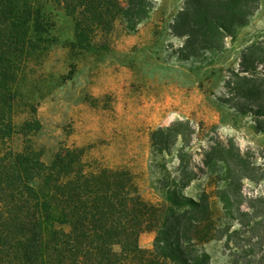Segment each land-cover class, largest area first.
Returning <instances> with one entry per match:
<instances>
[{
    "label": "rangeland",
    "instance_id": "rangeland-1",
    "mask_svg": "<svg viewBox=\"0 0 264 264\" xmlns=\"http://www.w3.org/2000/svg\"><path fill=\"white\" fill-rule=\"evenodd\" d=\"M197 1L147 0L144 14L118 21L89 49L52 6L54 42L34 75L35 146L46 162L69 146L94 166L126 168L154 203L209 197L232 223L204 245L210 264H264V0L230 34L210 28L188 44L180 16L190 9L197 24ZM254 85L263 92L243 97ZM155 235L144 231L140 245L152 248Z\"/></svg>",
    "mask_w": 264,
    "mask_h": 264
},
{
    "label": "trees",
    "instance_id": "trees-1",
    "mask_svg": "<svg viewBox=\"0 0 264 264\" xmlns=\"http://www.w3.org/2000/svg\"><path fill=\"white\" fill-rule=\"evenodd\" d=\"M146 1L0 0V264H210L204 245L229 233L232 223L215 214L209 197L154 203L126 168L94 166L69 146L46 162L35 146L42 122L34 75L54 42L52 6L72 18L77 46L89 49L118 21L144 14ZM254 2L198 0L201 19L194 25L184 11L182 34L188 44L210 28L230 34L247 23ZM261 92L243 87L242 96ZM144 231L156 234L152 248L140 245Z\"/></svg>",
    "mask_w": 264,
    "mask_h": 264
}]
</instances>
